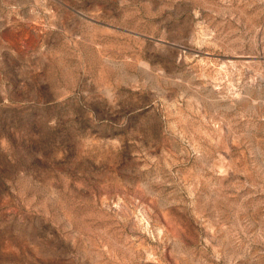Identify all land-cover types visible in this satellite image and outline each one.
I'll use <instances>...</instances> for the list:
<instances>
[{"label":"rangeland","instance_id":"374dc122","mask_svg":"<svg viewBox=\"0 0 264 264\" xmlns=\"http://www.w3.org/2000/svg\"><path fill=\"white\" fill-rule=\"evenodd\" d=\"M0 264H264V0H0Z\"/></svg>","mask_w":264,"mask_h":264}]
</instances>
